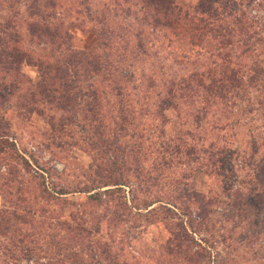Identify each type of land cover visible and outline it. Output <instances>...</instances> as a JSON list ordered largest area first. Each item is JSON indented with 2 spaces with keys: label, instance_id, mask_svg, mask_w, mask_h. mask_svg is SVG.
Returning a JSON list of instances; mask_svg holds the SVG:
<instances>
[{
  "label": "trees",
  "instance_id": "trees-1",
  "mask_svg": "<svg viewBox=\"0 0 264 264\" xmlns=\"http://www.w3.org/2000/svg\"><path fill=\"white\" fill-rule=\"evenodd\" d=\"M68 3L80 16L75 20L93 35L87 48L74 46L71 23L55 13V0H30L26 21L14 15L0 21V99L16 93L18 100L29 96L48 106L59 113L61 123L80 128L82 144L103 161L95 166L98 178L90 179L87 185L61 188L52 184L47 187L51 195L43 186L52 199L64 200L62 195L80 192L86 193V200L94 205L120 193L115 204L122 212L112 220L127 221L120 218L125 215L131 221L161 219L168 226L172 223L167 241L186 252L194 230H204L206 216L211 213L208 208L214 201L184 187L182 195L150 187L157 183L160 167L171 166L172 157L179 164H187L195 162L200 153L223 151L224 146L216 147L213 138L206 140L205 136L228 129L234 137L238 127L245 128L247 137L243 142L236 139L248 153L241 166H250L253 172L264 167V157H254L263 145L260 135L264 132V1ZM153 47L162 48L165 55L151 52ZM171 63L180 65V69L175 67L177 73L170 71ZM22 64L35 70L34 80L21 71ZM168 109L174 110L179 127L172 138L163 142L158 135L161 131L154 135L153 129L166 120L164 111ZM1 128L0 124V138L6 136ZM151 134L162 143V155L152 166L146 165L150 168L147 171L138 153ZM215 137L224 141V135ZM9 145L16 150L15 143L9 141ZM200 164L193 170L202 169ZM103 171L105 175H101ZM252 179L241 181L243 192L234 189L230 193V177L227 184L223 183L225 196H233L229 205L237 219L244 204L263 210L264 181ZM122 187H126L127 197ZM6 216L20 226L23 237L33 231L22 228L32 225L21 215L10 212ZM263 236L259 232L255 240ZM96 249L80 247L70 256L75 264H93L97 254L94 264L103 260L111 264V246L103 242Z\"/></svg>",
  "mask_w": 264,
  "mask_h": 264
},
{
  "label": "rangeland",
  "instance_id": "rangeland-1",
  "mask_svg": "<svg viewBox=\"0 0 264 264\" xmlns=\"http://www.w3.org/2000/svg\"><path fill=\"white\" fill-rule=\"evenodd\" d=\"M55 1L58 5L55 13L71 23L74 46L89 47L93 35L82 28L78 21L80 16L73 13L68 0ZM179 1L183 4L194 2ZM29 6L30 0H0V21L13 15L17 19L28 20ZM150 51L158 52L161 57L165 55L159 47ZM175 67L181 68L171 63L170 71L177 73ZM21 71L31 80L36 78L35 70L26 64L21 65ZM16 95L0 99V124L4 127L1 130L6 133L0 138L6 141L0 142V264H27L28 260H32L33 264H75L71 251L80 247L85 250L87 246L97 251L96 246L103 242L111 246V264L115 261L119 264L121 261L125 264H183L180 258L186 261L184 264H264V236L255 240L259 232L264 234V206L259 211L244 204L237 219L229 205L233 196H225L226 192L222 189L223 183H228L227 177L232 184L230 193L234 189L245 190L242 180L253 177L254 182L264 181V167L260 166L253 172L250 166H241V160L246 159L248 153L236 139L242 142L247 139L245 128H235L234 137L230 136L231 130L228 129L216 134L220 137L224 135V141L217 139L216 135L208 137L207 134L206 140L213 138L216 147L224 146L223 151L215 150L213 155L200 153L195 162L188 161L187 164H179L175 162L176 157H172L171 166L160 167L161 175L157 183L150 187L160 191L171 189L180 195L184 187L190 193L204 194L206 199L214 201L208 208L211 213L206 216L208 222L204 223V230H194L189 250L184 252L181 248H173L167 241L173 229L172 223L168 226L161 219L131 221L125 215L120 218L127 221L112 220L122 212L115 204L120 193H113L101 204L94 205L86 200V193L80 192L62 195L66 200H61L62 196L61 199H52L53 196H49L43 186L47 189L52 184L61 188L87 185L90 179L98 178L95 166H101L103 161L94 150L82 144L80 128L65 121L62 125L59 113L29 96L18 100ZM164 117L166 120L162 124L157 123L156 130L153 129L154 135L161 131L158 135L163 142L172 138L179 127L174 110L164 111ZM154 135L144 140L143 149L138 153L139 162L147 171L150 169L147 166H152L153 161L162 155V149L159 150L162 143ZM260 136L263 145L255 158L264 157V132ZM227 137L230 139L227 140ZM9 141L15 143L16 150L9 145ZM165 159L169 157L165 155ZM200 162L202 169L193 170ZM122 189L127 197L126 187ZM47 190L51 195V190ZM10 212L31 223L32 226L25 224L22 227L28 231L33 228L31 234L23 237L24 231L19 230L20 226L6 216ZM252 221L258 224L254 225ZM94 256L97 258L93 257V264L98 261L97 254ZM102 263L106 264V260Z\"/></svg>",
  "mask_w": 264,
  "mask_h": 264
},
{
  "label": "built area",
  "instance_id": "built-area-1",
  "mask_svg": "<svg viewBox=\"0 0 264 264\" xmlns=\"http://www.w3.org/2000/svg\"><path fill=\"white\" fill-rule=\"evenodd\" d=\"M27 264H33L32 260H28Z\"/></svg>",
  "mask_w": 264,
  "mask_h": 264
}]
</instances>
